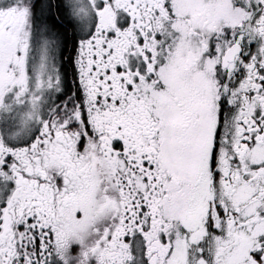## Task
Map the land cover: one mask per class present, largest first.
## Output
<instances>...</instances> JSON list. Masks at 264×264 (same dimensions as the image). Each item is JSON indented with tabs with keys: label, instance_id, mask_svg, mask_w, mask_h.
Instances as JSON below:
<instances>
[{
	"label": "snow or ice",
	"instance_id": "1",
	"mask_svg": "<svg viewBox=\"0 0 264 264\" xmlns=\"http://www.w3.org/2000/svg\"><path fill=\"white\" fill-rule=\"evenodd\" d=\"M0 264H264V0H0Z\"/></svg>",
	"mask_w": 264,
	"mask_h": 264
}]
</instances>
